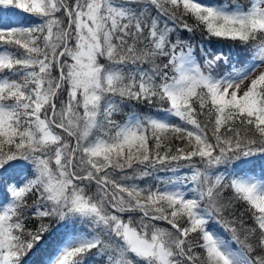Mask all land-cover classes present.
I'll return each instance as SVG.
<instances>
[{
	"label": "snow or ice",
	"instance_id": "1",
	"mask_svg": "<svg viewBox=\"0 0 264 264\" xmlns=\"http://www.w3.org/2000/svg\"><path fill=\"white\" fill-rule=\"evenodd\" d=\"M0 264H264V0H0Z\"/></svg>",
	"mask_w": 264,
	"mask_h": 264
},
{
	"label": "trees",
	"instance_id": "2",
	"mask_svg": "<svg viewBox=\"0 0 264 264\" xmlns=\"http://www.w3.org/2000/svg\"><path fill=\"white\" fill-rule=\"evenodd\" d=\"M29 21H28V19H26L25 18V23H28ZM202 38L199 36V34H197V37H196V40L197 41H200ZM213 44L215 43V41H213L212 42ZM230 46V45H229ZM228 49H227V47L225 48V51H227ZM237 50H239V49H237ZM117 119L118 120H123L124 119V116L123 115H119V116H117ZM182 172L184 171V170H181ZM163 174H164V172H162ZM217 227H218V229H219V225H217ZM33 259H36V258H33Z\"/></svg>",
	"mask_w": 264,
	"mask_h": 264
},
{
	"label": "rangeland",
	"instance_id": "3",
	"mask_svg": "<svg viewBox=\"0 0 264 264\" xmlns=\"http://www.w3.org/2000/svg\"><path fill=\"white\" fill-rule=\"evenodd\" d=\"M157 175H159L160 177H168V176H170L171 175V173H158ZM212 225V223H210V226ZM218 230V229H217Z\"/></svg>",
	"mask_w": 264,
	"mask_h": 264
}]
</instances>
